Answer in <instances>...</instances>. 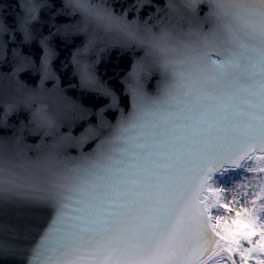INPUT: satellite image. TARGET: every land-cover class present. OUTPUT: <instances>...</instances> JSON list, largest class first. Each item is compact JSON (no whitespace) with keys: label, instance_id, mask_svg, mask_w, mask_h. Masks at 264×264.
<instances>
[{"label":"snow or ice","instance_id":"6c2138e0","mask_svg":"<svg viewBox=\"0 0 264 264\" xmlns=\"http://www.w3.org/2000/svg\"><path fill=\"white\" fill-rule=\"evenodd\" d=\"M0 264H264V0H0Z\"/></svg>","mask_w":264,"mask_h":264},{"label":"water","instance_id":"95a60500","mask_svg":"<svg viewBox=\"0 0 264 264\" xmlns=\"http://www.w3.org/2000/svg\"><path fill=\"white\" fill-rule=\"evenodd\" d=\"M124 66V61L118 59L113 53L109 59L103 61L99 67L104 78L108 79L109 83H118V74L121 72Z\"/></svg>","mask_w":264,"mask_h":264}]
</instances>
